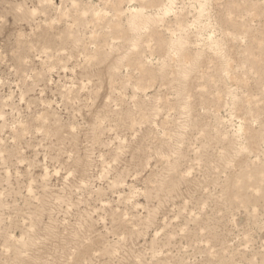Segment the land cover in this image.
<instances>
[{
	"label": "rangeland",
	"instance_id": "374dc122",
	"mask_svg": "<svg viewBox=\"0 0 264 264\" xmlns=\"http://www.w3.org/2000/svg\"><path fill=\"white\" fill-rule=\"evenodd\" d=\"M0 264H264V0H0Z\"/></svg>",
	"mask_w": 264,
	"mask_h": 264
}]
</instances>
